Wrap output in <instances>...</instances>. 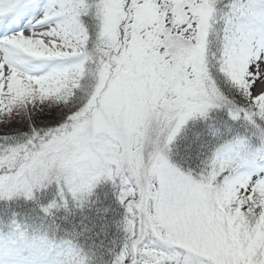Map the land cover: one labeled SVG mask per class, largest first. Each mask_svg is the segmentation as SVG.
I'll use <instances>...</instances> for the list:
<instances>
[{"label": "snow or ice", "instance_id": "snow-or-ice-1", "mask_svg": "<svg viewBox=\"0 0 264 264\" xmlns=\"http://www.w3.org/2000/svg\"><path fill=\"white\" fill-rule=\"evenodd\" d=\"M40 8L0 0V131L29 129L0 135V200L56 183L54 217L110 180L115 264H264V0H48L14 30ZM16 216L0 264H87Z\"/></svg>", "mask_w": 264, "mask_h": 264}, {"label": "trees", "instance_id": "trees-1", "mask_svg": "<svg viewBox=\"0 0 264 264\" xmlns=\"http://www.w3.org/2000/svg\"><path fill=\"white\" fill-rule=\"evenodd\" d=\"M53 200H57L54 193L48 197V200L42 201L48 204ZM15 202L23 205L21 214L25 215L41 210V205H44L43 203L39 204V202L26 201L23 198ZM86 203L85 205L89 206L91 211H85L79 216L72 215L71 219H78L77 224L80 225L78 229L82 231L83 235L86 234L87 245L91 250V254L85 257L87 264H113L126 244L123 243L125 239L118 232L121 223L119 216H117L119 210L106 196H98L94 201L90 198V201ZM57 226L62 227V225Z\"/></svg>", "mask_w": 264, "mask_h": 264}, {"label": "rangeland", "instance_id": "rangeland-1", "mask_svg": "<svg viewBox=\"0 0 264 264\" xmlns=\"http://www.w3.org/2000/svg\"><path fill=\"white\" fill-rule=\"evenodd\" d=\"M37 125L39 126V122L36 121ZM28 124L26 121H16L13 123L11 130L7 133L0 131V135H9L15 137H23V134L28 131Z\"/></svg>", "mask_w": 264, "mask_h": 264}, {"label": "bare ground", "instance_id": "bare-ground-1", "mask_svg": "<svg viewBox=\"0 0 264 264\" xmlns=\"http://www.w3.org/2000/svg\"><path fill=\"white\" fill-rule=\"evenodd\" d=\"M39 2L41 5L40 10H38L36 13H34L32 16H30L28 19H26L23 22L22 26L19 28L20 30L29 29L30 22L33 20H35L34 22H36L40 18V16L42 15V8H43V6H46V4L48 3V0H39ZM35 27H36V24H35Z\"/></svg>", "mask_w": 264, "mask_h": 264}]
</instances>
